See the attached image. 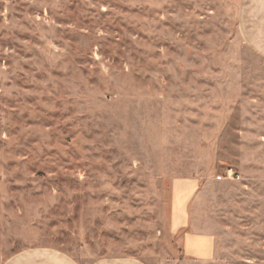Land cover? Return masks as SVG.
I'll return each instance as SVG.
<instances>
[{"label": "rangeland", "instance_id": "374dc122", "mask_svg": "<svg viewBox=\"0 0 264 264\" xmlns=\"http://www.w3.org/2000/svg\"><path fill=\"white\" fill-rule=\"evenodd\" d=\"M246 5L0 0V264L35 248L264 264V54ZM192 231L215 235L213 260L186 254Z\"/></svg>", "mask_w": 264, "mask_h": 264}, {"label": "crops", "instance_id": "0c3cea01", "mask_svg": "<svg viewBox=\"0 0 264 264\" xmlns=\"http://www.w3.org/2000/svg\"><path fill=\"white\" fill-rule=\"evenodd\" d=\"M248 18L246 33L251 45L264 54V0H245ZM197 239V240H196ZM186 254L195 260H213L216 256V237L211 233L192 234L185 240ZM202 251V252H200ZM211 252V253H210ZM205 253V255H203ZM4 264H81L78 260L58 249L35 248L24 250ZM92 264H145L131 256L100 258Z\"/></svg>", "mask_w": 264, "mask_h": 264}, {"label": "built area", "instance_id": "2783aa9c", "mask_svg": "<svg viewBox=\"0 0 264 264\" xmlns=\"http://www.w3.org/2000/svg\"><path fill=\"white\" fill-rule=\"evenodd\" d=\"M230 172H232V171H230ZM236 176L238 175V174H235Z\"/></svg>", "mask_w": 264, "mask_h": 264}]
</instances>
